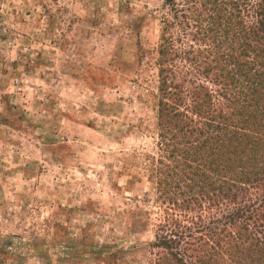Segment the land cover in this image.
Listing matches in <instances>:
<instances>
[{"label":"rangeland","instance_id":"374dc122","mask_svg":"<svg viewBox=\"0 0 264 264\" xmlns=\"http://www.w3.org/2000/svg\"><path fill=\"white\" fill-rule=\"evenodd\" d=\"M163 0H0V264H152ZM148 211V213H147Z\"/></svg>","mask_w":264,"mask_h":264},{"label":"trees","instance_id":"16d2710c","mask_svg":"<svg viewBox=\"0 0 264 264\" xmlns=\"http://www.w3.org/2000/svg\"><path fill=\"white\" fill-rule=\"evenodd\" d=\"M152 264H264V0H163ZM148 213V211H147Z\"/></svg>","mask_w":264,"mask_h":264}]
</instances>
